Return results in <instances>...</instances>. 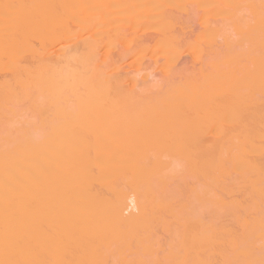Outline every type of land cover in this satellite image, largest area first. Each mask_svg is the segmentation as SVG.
I'll return each mask as SVG.
<instances>
[{
    "label": "bare ground",
    "instance_id": "1",
    "mask_svg": "<svg viewBox=\"0 0 264 264\" xmlns=\"http://www.w3.org/2000/svg\"><path fill=\"white\" fill-rule=\"evenodd\" d=\"M0 264H264V0H0Z\"/></svg>",
    "mask_w": 264,
    "mask_h": 264
},
{
    "label": "rangeland",
    "instance_id": "2",
    "mask_svg": "<svg viewBox=\"0 0 264 264\" xmlns=\"http://www.w3.org/2000/svg\"><path fill=\"white\" fill-rule=\"evenodd\" d=\"M191 63V57L187 53L183 55L174 65V71L178 72L190 65ZM150 77H149V82L152 84H157L162 81L163 77L165 76V73L159 69V68H153L150 70Z\"/></svg>",
    "mask_w": 264,
    "mask_h": 264
}]
</instances>
